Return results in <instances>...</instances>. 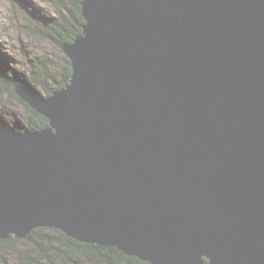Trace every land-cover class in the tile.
<instances>
[{"label": "water", "instance_id": "water-1", "mask_svg": "<svg viewBox=\"0 0 264 264\" xmlns=\"http://www.w3.org/2000/svg\"><path fill=\"white\" fill-rule=\"evenodd\" d=\"M68 83L0 120V239L151 264H264V0H81ZM207 259V262L204 261Z\"/></svg>", "mask_w": 264, "mask_h": 264}, {"label": "trees", "instance_id": "trees-1", "mask_svg": "<svg viewBox=\"0 0 264 264\" xmlns=\"http://www.w3.org/2000/svg\"><path fill=\"white\" fill-rule=\"evenodd\" d=\"M12 1L22 4L19 0ZM52 2L55 5L58 16L52 19L43 16L37 17L35 19L37 29L34 26L32 31L41 37H45L61 49L62 44L71 43L82 31V25L85 21L81 14V0H52ZM0 57V60L4 63L0 67V92L7 94L19 102L25 110L26 116H28L21 122L14 117L7 119L0 116V120L6 124L10 123L9 125L17 131H35L47 127V118L37 113L21 100L14 93L13 86H27L35 91L32 86L34 85L35 87L43 88L44 96H49L53 91L63 88L69 81L71 66L67 56H63L62 66L54 69L50 61L45 60L41 55L40 63L43 66H39V73L34 72L33 78L30 79L24 76L20 78L17 71L15 72L14 69L8 66V57L4 56L3 53H0ZM47 61L49 62L47 63ZM48 80L52 81V85H48ZM35 92L39 94L37 89ZM0 115H2L1 112ZM25 238V241L23 240L24 243L29 244L33 242L34 249L30 250L28 245L27 249L23 248V251H19L18 248L20 247H16V245L22 241L20 238L10 236L6 239H0V264H7L3 252H8L10 249H15L17 253H13V255L17 256V261L21 264H38L40 261L47 264H65L66 257L75 264H151L135 256L126 255L112 246L79 242L76 239L68 237L62 231L53 228H35ZM65 251H69V253L65 254ZM204 261H207V259L204 258Z\"/></svg>", "mask_w": 264, "mask_h": 264}, {"label": "rangeland", "instance_id": "rangeland-1", "mask_svg": "<svg viewBox=\"0 0 264 264\" xmlns=\"http://www.w3.org/2000/svg\"><path fill=\"white\" fill-rule=\"evenodd\" d=\"M19 1L22 4H18L12 0H0V53H3L4 56L8 57V66L14 69L15 72L17 71L20 78L24 76L30 79L33 78L34 72L37 74L39 73V66H43V64L41 65L40 63L41 55L45 60L50 61V64L54 67V69L60 68L62 66L63 56L66 55L58 46L51 43L45 37H41L32 31V28H34V26L36 27L35 19L37 17L43 16L45 18L50 17L52 19L53 17L58 16L52 0ZM49 61H47V63ZM2 65H4V63L0 60V67H2ZM29 79L27 80L29 81ZM51 82V80H48V85H52ZM29 84L32 85L30 82ZM32 86L34 87L33 89L35 91L36 89L39 91V94H44L43 88L35 87L34 85ZM0 112L2 113V115H0L2 118L5 117L9 119L14 117L20 122L28 117L26 116L25 110L19 104V102H17L14 98L9 97L7 94L1 92ZM25 237L20 238L22 241L16 245V247H20L18 248L19 251L27 249L28 245L30 250L34 249L35 247L33 242L25 244ZM4 252L3 254L7 260V264H21L18 263L17 256L13 255V253H17L15 249H10L8 252ZM68 253L69 251H65V254ZM38 264L47 263L40 261ZM65 264L75 263L66 257Z\"/></svg>", "mask_w": 264, "mask_h": 264}, {"label": "bare ground", "instance_id": "bare-ground-1", "mask_svg": "<svg viewBox=\"0 0 264 264\" xmlns=\"http://www.w3.org/2000/svg\"><path fill=\"white\" fill-rule=\"evenodd\" d=\"M40 95H42V94H40ZM205 262H207V261H205Z\"/></svg>", "mask_w": 264, "mask_h": 264}]
</instances>
